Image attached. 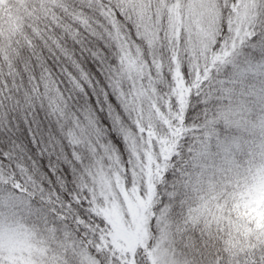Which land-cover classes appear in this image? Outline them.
<instances>
[{
  "label": "snow or ice",
  "instance_id": "snow-or-ice-1",
  "mask_svg": "<svg viewBox=\"0 0 264 264\" xmlns=\"http://www.w3.org/2000/svg\"><path fill=\"white\" fill-rule=\"evenodd\" d=\"M0 264H264V0H0Z\"/></svg>",
  "mask_w": 264,
  "mask_h": 264
}]
</instances>
